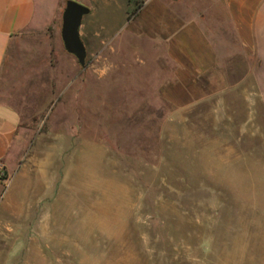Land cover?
<instances>
[{
    "label": "rangeland",
    "instance_id": "rangeland-1",
    "mask_svg": "<svg viewBox=\"0 0 264 264\" xmlns=\"http://www.w3.org/2000/svg\"><path fill=\"white\" fill-rule=\"evenodd\" d=\"M193 1L169 2L190 17ZM61 30L62 16L23 36L0 80V103L21 115L0 185V264H264V143L239 158L220 159L206 141L181 150L153 85L158 56L126 32L92 61L100 83L87 107L85 70L67 59Z\"/></svg>",
    "mask_w": 264,
    "mask_h": 264
},
{
    "label": "crops",
    "instance_id": "crops-1",
    "mask_svg": "<svg viewBox=\"0 0 264 264\" xmlns=\"http://www.w3.org/2000/svg\"><path fill=\"white\" fill-rule=\"evenodd\" d=\"M139 1L134 11L132 0H94L87 5L90 18L84 17L80 28L87 51L80 85L87 107L90 88L100 83L89 78L96 66L92 61H99L116 35L126 32L131 43L146 42L158 56L153 85L177 118L181 150L203 147L206 141V149L219 152L220 159L239 158L240 150L264 143V0H195L188 7L190 17L172 9V1L184 0ZM66 2L0 0V80L11 49L25 35L46 32L63 15ZM112 11L120 13L115 28ZM97 12L109 18L99 21ZM67 59L73 66L78 63L70 54ZM199 121L201 127L207 123L209 133L199 131ZM20 125L19 111L0 103V162L7 173L14 165ZM47 213L38 215L39 228H46Z\"/></svg>",
    "mask_w": 264,
    "mask_h": 264
},
{
    "label": "water",
    "instance_id": "water-1",
    "mask_svg": "<svg viewBox=\"0 0 264 264\" xmlns=\"http://www.w3.org/2000/svg\"><path fill=\"white\" fill-rule=\"evenodd\" d=\"M91 13L90 8L73 0H68L62 15L61 37L66 52L74 56L78 64L87 68V51L80 36L84 17Z\"/></svg>",
    "mask_w": 264,
    "mask_h": 264
},
{
    "label": "built area",
    "instance_id": "built-area-1",
    "mask_svg": "<svg viewBox=\"0 0 264 264\" xmlns=\"http://www.w3.org/2000/svg\"><path fill=\"white\" fill-rule=\"evenodd\" d=\"M7 180H8V173L6 170V166L0 162V185L5 183ZM7 184H6L5 188L8 186Z\"/></svg>",
    "mask_w": 264,
    "mask_h": 264
}]
</instances>
